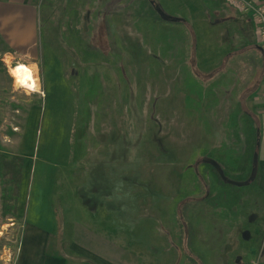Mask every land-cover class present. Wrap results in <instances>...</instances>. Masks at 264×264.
Returning <instances> with one entry per match:
<instances>
[{
    "label": "rangeland",
    "instance_id": "obj_1",
    "mask_svg": "<svg viewBox=\"0 0 264 264\" xmlns=\"http://www.w3.org/2000/svg\"><path fill=\"white\" fill-rule=\"evenodd\" d=\"M187 2L38 0L41 47L60 55L67 85L47 75L41 94L15 82V64L33 59L0 35V264L16 261L23 221L2 201L20 168L30 185L41 171L48 247L86 236L89 249L68 252V264H264V194L246 166L256 124L235 88L190 105L200 76L172 43L186 32L176 20L195 19ZM31 108L37 121L23 129ZM222 225L227 237L213 230Z\"/></svg>",
    "mask_w": 264,
    "mask_h": 264
},
{
    "label": "crops",
    "instance_id": "obj_2",
    "mask_svg": "<svg viewBox=\"0 0 264 264\" xmlns=\"http://www.w3.org/2000/svg\"><path fill=\"white\" fill-rule=\"evenodd\" d=\"M192 1L188 0L186 6L194 11L195 19L192 21L184 18L177 19L176 23L186 32L181 37L177 35V38L172 39L173 45L182 46L184 62L188 60L186 63L191 69L193 67L200 76L197 81L202 85L200 90L192 91L190 87L187 91L190 95V105L194 109L197 104L199 108L206 94L212 93L218 97L227 95L232 88H235L237 108L246 111V117L252 126L256 124L254 150L247 158L246 166H248V173L251 176L255 175L256 188L264 194V101L262 99L264 61L254 20L250 14L235 9L227 0H194L193 4ZM37 8H39L38 0H0V35L6 45L12 48L16 57L25 61V55L31 56L29 58L33 60L30 65L32 69L39 72V89L36 92L41 94L42 81L43 78H47V75L54 85L58 83V86L63 89L67 88V85L59 60L60 55L51 53L49 47H41V40L38 36ZM196 25L201 29V34L197 33L200 29H197ZM191 47H194V50ZM190 74V68L185 67L183 77L189 78ZM240 87H242L241 90ZM203 88H205L204 91ZM192 94L197 98L193 100ZM225 101L226 98H219L217 104L216 100L212 102L217 108L223 109L222 104ZM33 114L31 108L23 129L30 123V120L37 121L36 118H32ZM97 152L103 153V151ZM14 155L22 160L17 153ZM39 173L38 182L30 185V176L24 183L20 168V180L16 183V196L19 195V198L16 200L15 213L17 217H21L23 224L15 252V264H68L69 259L66 257L68 252L77 254L80 249H89V245H87L88 242L85 244L79 239L86 238L80 234L74 236L77 240L64 252L53 251L48 247L49 234L47 231L49 230L47 227H52V222L43 220L41 223V171ZM100 188H109V183L106 187L101 186ZM21 194L22 199L20 200ZM95 197L97 196H91L92 199H97ZM215 211V208L212 209L211 215H214ZM216 212L217 215L221 214L219 209ZM225 229L223 225L219 226V229L217 226L213 227V230L218 232V237H227L222 233ZM232 230L236 234L237 225ZM205 232L207 233L206 230ZM166 250L170 257L172 249L166 247ZM93 251L92 247L91 254ZM105 258L108 264H114L111 259ZM100 259H103V256H100ZM97 264L100 263L97 262Z\"/></svg>",
    "mask_w": 264,
    "mask_h": 264
},
{
    "label": "built area",
    "instance_id": "obj_3",
    "mask_svg": "<svg viewBox=\"0 0 264 264\" xmlns=\"http://www.w3.org/2000/svg\"><path fill=\"white\" fill-rule=\"evenodd\" d=\"M235 9L250 14L254 20L258 33V40L263 50L264 61V0H227ZM262 99L264 101V80ZM250 264H260L257 259H253Z\"/></svg>",
    "mask_w": 264,
    "mask_h": 264
},
{
    "label": "bare ground",
    "instance_id": "obj_4",
    "mask_svg": "<svg viewBox=\"0 0 264 264\" xmlns=\"http://www.w3.org/2000/svg\"><path fill=\"white\" fill-rule=\"evenodd\" d=\"M15 82L22 88L30 91H37L36 81L30 66L24 63H17L12 69ZM35 74V73H34ZM23 81V84L21 83Z\"/></svg>",
    "mask_w": 264,
    "mask_h": 264
},
{
    "label": "trees",
    "instance_id": "obj_5",
    "mask_svg": "<svg viewBox=\"0 0 264 264\" xmlns=\"http://www.w3.org/2000/svg\"><path fill=\"white\" fill-rule=\"evenodd\" d=\"M15 181L18 183L20 180V171H16L14 175ZM236 184V183H234ZM16 189L14 188H8L7 193L3 195V201H2V206H3V211L5 213L8 212H13L15 213L16 210Z\"/></svg>",
    "mask_w": 264,
    "mask_h": 264
},
{
    "label": "clouds",
    "instance_id": "obj_6",
    "mask_svg": "<svg viewBox=\"0 0 264 264\" xmlns=\"http://www.w3.org/2000/svg\"><path fill=\"white\" fill-rule=\"evenodd\" d=\"M21 83L23 84V81H21Z\"/></svg>",
    "mask_w": 264,
    "mask_h": 264
}]
</instances>
